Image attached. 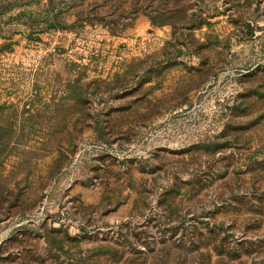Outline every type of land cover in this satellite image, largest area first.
Here are the masks:
<instances>
[{
	"label": "rangeland",
	"instance_id": "1",
	"mask_svg": "<svg viewBox=\"0 0 264 264\" xmlns=\"http://www.w3.org/2000/svg\"><path fill=\"white\" fill-rule=\"evenodd\" d=\"M0 264H264V0H0Z\"/></svg>",
	"mask_w": 264,
	"mask_h": 264
}]
</instances>
